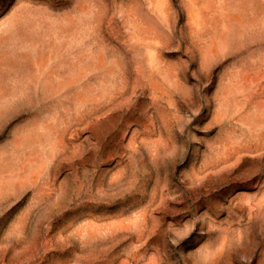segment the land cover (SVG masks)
<instances>
[{
  "label": "rangeland",
  "instance_id": "rangeland-1",
  "mask_svg": "<svg viewBox=\"0 0 264 264\" xmlns=\"http://www.w3.org/2000/svg\"><path fill=\"white\" fill-rule=\"evenodd\" d=\"M0 264H264V0H0Z\"/></svg>",
  "mask_w": 264,
  "mask_h": 264
},
{
  "label": "bare ground",
  "instance_id": "bare-ground-1",
  "mask_svg": "<svg viewBox=\"0 0 264 264\" xmlns=\"http://www.w3.org/2000/svg\"><path fill=\"white\" fill-rule=\"evenodd\" d=\"M154 20H155V18H154ZM165 24V23H164ZM164 29V28H163ZM140 51V50H139ZM142 51V50H141Z\"/></svg>",
  "mask_w": 264,
  "mask_h": 264
}]
</instances>
